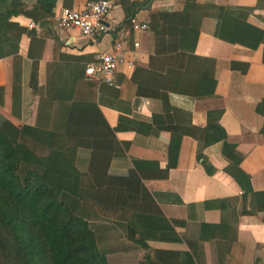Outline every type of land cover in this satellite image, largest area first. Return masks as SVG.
I'll list each match as a JSON object with an SVG mask.
<instances>
[{"label":"crops","instance_id":"crops-1","mask_svg":"<svg viewBox=\"0 0 264 264\" xmlns=\"http://www.w3.org/2000/svg\"><path fill=\"white\" fill-rule=\"evenodd\" d=\"M19 1L24 11L36 6ZM87 1L55 0L52 14L37 21L19 12L5 16L0 7V120L46 130L52 113L69 105L66 134L88 137L96 152L118 144L111 171L136 173L131 161L142 160L145 180L105 177L117 205L144 204L143 213L131 215L143 241L113 246L111 264H139L143 256L144 264H264V0H194L195 39H180L179 32L156 39L148 28L149 13L180 11L181 0H128L139 4L128 24L115 4L104 17L108 32L91 38L57 26L61 7ZM212 5L241 21L233 42L214 34ZM5 20L23 28L17 39L2 32ZM131 22L146 28L132 30ZM227 24L235 25L230 18ZM115 41L133 66L120 65L113 86L86 79L84 66ZM212 61L213 78L196 79L212 74ZM52 98L61 99L55 109ZM180 129L176 164L166 168L168 141ZM219 136L223 141L211 142ZM225 167L244 173L245 185ZM59 186L78 194L76 178L65 175ZM114 234L121 239L119 229ZM156 251L168 257L157 261Z\"/></svg>","mask_w":264,"mask_h":264},{"label":"trees","instance_id":"trees-1","mask_svg":"<svg viewBox=\"0 0 264 264\" xmlns=\"http://www.w3.org/2000/svg\"><path fill=\"white\" fill-rule=\"evenodd\" d=\"M35 1L36 6L25 11L19 0H0V7L5 8L2 13L5 16L19 12L33 21L52 14L55 0ZM112 1L122 6L125 24L130 23L129 16L139 4L128 0ZM181 1L180 11L149 13L148 28L154 38L175 36L179 32L180 39L184 36L189 39L187 34L195 39L198 20L194 16L197 11L190 10L198 7L194 0ZM212 10L217 22L214 34L233 42L241 21L228 17L220 7L212 5ZM227 18L235 23L232 30H229ZM22 31L23 28L8 20L2 25V32H9L16 39ZM186 57V61L195 59L189 55ZM200 77L213 78V61L212 74L199 72L196 79ZM191 95H194L193 88ZM52 99L55 109L61 99ZM95 106L87 104L86 107L97 110ZM62 107L63 111L57 115L52 113V123L46 130L26 122L13 124L6 119L0 120V264H111L109 252L113 246L125 249L129 241L134 243L144 239L136 235V220L131 216L143 213L144 204L117 205L116 188L105 184L106 176H125L133 180L141 177L145 180L138 171L142 160L131 161L136 173L134 170L126 171L124 175L114 173L107 164L116 156L114 150L118 144L112 152H96L91 150L88 137L66 134L70 107L63 104ZM181 134L183 131L180 129L168 141L166 168L176 164L174 153ZM219 137L211 142L221 141L222 136ZM200 148L198 146L197 158H202ZM224 171L245 185L243 181L247 177L236 167H225ZM65 175L78 180L77 196L59 186ZM116 229L121 231V239H115ZM167 257L163 251L154 254L157 261H164ZM142 259L139 264H144L146 257Z\"/></svg>","mask_w":264,"mask_h":264},{"label":"built area","instance_id":"built-area-1","mask_svg":"<svg viewBox=\"0 0 264 264\" xmlns=\"http://www.w3.org/2000/svg\"><path fill=\"white\" fill-rule=\"evenodd\" d=\"M112 0H90L81 8L61 7L55 14L54 19L62 29H73L77 34L84 37H95L108 32L109 28L104 22V17L114 6ZM33 26L32 22L27 24L28 28ZM146 25L131 22L132 30L145 29ZM133 47L137 42H133ZM110 52L96 54L92 62L87 63L83 68V75L86 79H94L106 84L112 83V73L120 66H133L132 60L125 57L128 50L123 49L121 42L115 41Z\"/></svg>","mask_w":264,"mask_h":264}]
</instances>
